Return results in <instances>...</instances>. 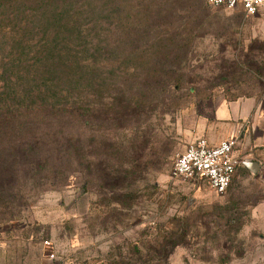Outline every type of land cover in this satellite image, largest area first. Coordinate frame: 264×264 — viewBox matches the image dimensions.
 <instances>
[{"label":"rangeland","instance_id":"374dc122","mask_svg":"<svg viewBox=\"0 0 264 264\" xmlns=\"http://www.w3.org/2000/svg\"><path fill=\"white\" fill-rule=\"evenodd\" d=\"M26 1L0 0V86L11 93L13 76L24 91L44 89L58 82L52 64L66 66L80 78L86 111L81 121L31 124L16 139L42 151L2 174L0 264H264L255 175L237 185L235 174L223 195L172 177L197 124H216L220 102L264 96V8ZM66 23L83 30L71 47ZM13 30L24 41L10 38ZM141 48L163 72L137 68Z\"/></svg>","mask_w":264,"mask_h":264},{"label":"trees","instance_id":"16d2710c","mask_svg":"<svg viewBox=\"0 0 264 264\" xmlns=\"http://www.w3.org/2000/svg\"><path fill=\"white\" fill-rule=\"evenodd\" d=\"M26 1V0H2V6L13 8L17 2ZM65 2V0H57V2ZM75 1V0H73ZM72 1V2H73ZM77 1V0H76ZM27 2V1H26ZM40 2L38 9L41 7L49 6L46 4L44 0H39ZM140 7L143 11L149 9L151 4L150 0H141ZM55 7V6H54ZM119 11L122 10V6H118ZM116 8V11L118 10ZM7 15L8 20H13L14 18ZM129 14L123 16L121 21H123L126 26L127 18ZM129 23V22H128ZM66 28L69 29L68 34H63L65 37V41L63 43V38L58 39L59 33L53 32V40L55 43L59 44L63 43L64 45L69 44L70 47L73 44L74 39L81 38L83 34V30L79 26H76L70 23H66ZM71 30V31H70ZM139 36L144 34V29L140 27L138 29ZM10 33V38L16 40L24 41L23 38L19 36V32L13 30ZM60 42V43H58ZM158 49L163 51L164 49L168 50L165 45L158 44ZM151 48H141V51L135 57V63H137V68L144 71L147 69L148 73L152 72H163L161 69L155 70V65H158L160 61H154V65H152V58L149 57ZM164 60L169 56L167 52H165ZM53 61V60H51ZM54 62V61H53ZM163 62V61H162ZM160 66V65H158ZM66 66H59V64H52V67L47 70V72H51L52 74H57L56 81H58L54 85L44 86V89H30L28 91H24L25 89L19 88L16 85L15 80H13V76H10L9 81L14 86L11 89V93H7L5 90V86H0V191L3 190L5 184L2 181V174H12L13 171H18L21 168L19 164L28 163L30 161L29 158L35 156L34 159H37L40 156L42 151L41 144L38 142L33 145H28L32 142L19 140L17 142L16 139H19L21 135L22 138L28 136V130L31 124H45L47 121H57L59 119L63 120L74 119L77 121H81L84 117V112L86 111V104L84 101V96L82 95L81 90L79 89L80 78L79 76H72L67 69L65 72L63 69ZM67 73L65 78L63 74ZM64 85V86H62ZM23 89V90H22ZM11 94L13 97H11ZM40 94V102L34 100V97H38ZM1 96H5L1 100ZM89 110V109H87ZM18 137V138H17ZM12 143V144H11ZM36 161L32 160V163ZM47 163V162H45ZM39 167L42 168L41 160L39 163ZM177 244V242H175ZM174 245V244H173ZM167 254L170 253L169 250H165Z\"/></svg>","mask_w":264,"mask_h":264},{"label":"crops","instance_id":"0c3cea01","mask_svg":"<svg viewBox=\"0 0 264 264\" xmlns=\"http://www.w3.org/2000/svg\"><path fill=\"white\" fill-rule=\"evenodd\" d=\"M213 121L216 124H209V120L197 124L193 140L206 138L211 145H216L229 137L240 136L235 154L247 158V161L258 162L260 170L254 174L244 164L236 172V182L237 185L241 183L247 174L255 175L260 185L255 209L264 224V96L224 100L215 108Z\"/></svg>","mask_w":264,"mask_h":264},{"label":"built area","instance_id":"2783aa9c","mask_svg":"<svg viewBox=\"0 0 264 264\" xmlns=\"http://www.w3.org/2000/svg\"><path fill=\"white\" fill-rule=\"evenodd\" d=\"M214 7H242L248 15H255L264 8V0H204ZM240 136L235 135L211 145L206 138L191 141L177 155L172 177L186 182L205 181L217 194L227 193L238 170L248 160L236 155ZM86 264H100L90 261Z\"/></svg>","mask_w":264,"mask_h":264},{"label":"water","instance_id":"95a60500","mask_svg":"<svg viewBox=\"0 0 264 264\" xmlns=\"http://www.w3.org/2000/svg\"><path fill=\"white\" fill-rule=\"evenodd\" d=\"M245 166H247L254 174H256L260 170V164L256 161H247L245 163Z\"/></svg>","mask_w":264,"mask_h":264}]
</instances>
